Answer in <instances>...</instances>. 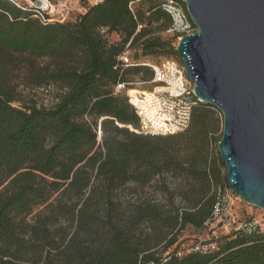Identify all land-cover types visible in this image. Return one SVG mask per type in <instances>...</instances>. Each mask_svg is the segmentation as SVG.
<instances>
[{
    "label": "trees",
    "instance_id": "16d2710c",
    "mask_svg": "<svg viewBox=\"0 0 264 264\" xmlns=\"http://www.w3.org/2000/svg\"><path fill=\"white\" fill-rule=\"evenodd\" d=\"M132 1H98L74 20L49 22L0 0V264H264L258 229L179 251L185 230L212 223L216 190L228 186L212 149L219 124L215 108L199 103L181 133L129 129L138 119L125 91H113L141 66L120 76L116 58L138 41L132 63L177 57L172 39L140 40L153 24L170 27L163 0ZM19 64L26 86L58 87L52 106L22 96Z\"/></svg>",
    "mask_w": 264,
    "mask_h": 264
},
{
    "label": "water",
    "instance_id": "95a60500",
    "mask_svg": "<svg viewBox=\"0 0 264 264\" xmlns=\"http://www.w3.org/2000/svg\"><path fill=\"white\" fill-rule=\"evenodd\" d=\"M182 1L197 31L176 52L195 97L222 114L229 189L264 210V0Z\"/></svg>",
    "mask_w": 264,
    "mask_h": 264
},
{
    "label": "built area",
    "instance_id": "2783aa9c",
    "mask_svg": "<svg viewBox=\"0 0 264 264\" xmlns=\"http://www.w3.org/2000/svg\"><path fill=\"white\" fill-rule=\"evenodd\" d=\"M25 1L27 5L23 9H35L43 20H45L44 15L49 16L53 12L49 2L44 3L43 0ZM98 1L96 0L94 4ZM182 3H184L182 0H163L160 7L171 18L168 32L183 33L184 35L192 34L197 29L183 8ZM49 21L51 20L49 19ZM140 29L141 26H138L137 31ZM104 31V29L101 30L102 33ZM130 53L131 49L128 43L116 58L114 69L118 70L121 76L126 69L134 66L149 68L151 77L148 83L151 85V89L145 92L132 93L129 90L133 86L131 82H118L115 85L113 94L125 91L127 104L133 109L138 119L137 127L129 129L144 136H167L183 132L189 125L193 109L201 103L194 95V84L187 78L183 64L173 59H165L159 64H136L132 63ZM220 116L222 117L221 113ZM98 140H100L99 131ZM216 200L212 216L205 225L218 218H224L226 226L234 223L230 213L231 206L222 194L221 189L216 190ZM256 229H258V222L253 220L236 227L235 231L252 232ZM207 248L214 249L215 244H197L188 248L187 251H203Z\"/></svg>",
    "mask_w": 264,
    "mask_h": 264
},
{
    "label": "rangeland",
    "instance_id": "374dc122",
    "mask_svg": "<svg viewBox=\"0 0 264 264\" xmlns=\"http://www.w3.org/2000/svg\"><path fill=\"white\" fill-rule=\"evenodd\" d=\"M16 4L20 6H26L27 3L25 0H12ZM32 2H36L38 0H31ZM51 5V11L49 22H64L74 20L79 14H82L85 9L94 4L96 0H46ZM144 0H135L130 4L132 8L139 6L142 4ZM162 0H156L153 4H158V2ZM183 8L186 10L185 4L182 3ZM187 13V11H186ZM163 23L160 22L158 24H153L150 28V33L141 38L140 40H144L152 37H160L161 39H172L173 45L176 48L179 38L184 35L183 33H170L168 32L169 26L163 27ZM108 39L112 42L119 41V36L115 33H111L108 36ZM141 41H138L140 43ZM138 43L131 49V54L134 55L135 50L137 49ZM167 58L165 57H157V58H140L139 63H148V64H159L163 60ZM179 63H182L179 57L171 58ZM47 60L38 61V65L42 66L47 64ZM27 72V67L24 65H16L14 70V81L18 84L19 90L27 99L34 100V102L38 106L42 107H50L56 102V97L59 93V89L56 86H49L46 88H31L30 86H26L24 83V77ZM133 70H130L129 75L127 76V80L133 83V86L129 89L131 91H139L145 92L151 89V85L148 83L149 81V73L150 70L147 67H139V73L134 75ZM133 89V90H132ZM215 115L218 119V128L212 134V149L213 155L215 156L218 152L217 141L220 139V135L222 133L223 126V118L219 115V111L215 108ZM219 112V113H218ZM222 174L225 173V169H222ZM222 194L225 196L226 200L231 206L230 213L232 214V218L234 223H231L229 226H226V220L224 218L215 219L208 227L195 230V229H187L183 232L182 236L179 238V251H186L188 248L195 244H204L206 242H214L212 240L219 239L222 236H226L231 232L235 231V228L248 223L250 221L258 222V230L264 231V210H261L257 207L249 205L243 202L237 195L233 194L228 186L222 187Z\"/></svg>",
    "mask_w": 264,
    "mask_h": 264
},
{
    "label": "bare ground",
    "instance_id": "6f19581e",
    "mask_svg": "<svg viewBox=\"0 0 264 264\" xmlns=\"http://www.w3.org/2000/svg\"><path fill=\"white\" fill-rule=\"evenodd\" d=\"M43 2H44V3H47L46 0H43ZM131 92H132V93H133V92H138V93H139V91H131Z\"/></svg>",
    "mask_w": 264,
    "mask_h": 264
}]
</instances>
